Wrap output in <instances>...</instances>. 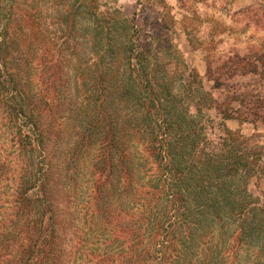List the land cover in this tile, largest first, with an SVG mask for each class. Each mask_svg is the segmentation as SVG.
<instances>
[{
    "label": "trees",
    "instance_id": "1",
    "mask_svg": "<svg viewBox=\"0 0 264 264\" xmlns=\"http://www.w3.org/2000/svg\"><path fill=\"white\" fill-rule=\"evenodd\" d=\"M117 2L0 0V264H264L232 109Z\"/></svg>",
    "mask_w": 264,
    "mask_h": 264
},
{
    "label": "rangeland",
    "instance_id": "2",
    "mask_svg": "<svg viewBox=\"0 0 264 264\" xmlns=\"http://www.w3.org/2000/svg\"><path fill=\"white\" fill-rule=\"evenodd\" d=\"M117 1L143 31L163 27L203 89L211 91L221 109H232L222 122L241 137L253 163L248 186L253 196L248 199L264 206V0ZM235 54L249 56V63L228 67V58ZM212 78L220 84L215 86ZM222 114L217 113L220 122ZM258 216L264 219V209Z\"/></svg>",
    "mask_w": 264,
    "mask_h": 264
}]
</instances>
